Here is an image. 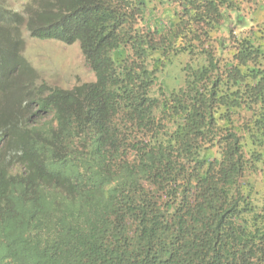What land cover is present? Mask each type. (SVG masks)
I'll use <instances>...</instances> for the list:
<instances>
[{
    "label": "trees",
    "instance_id": "obj_1",
    "mask_svg": "<svg viewBox=\"0 0 264 264\" xmlns=\"http://www.w3.org/2000/svg\"><path fill=\"white\" fill-rule=\"evenodd\" d=\"M263 9L0 0V264H264ZM23 27L95 80L40 82Z\"/></svg>",
    "mask_w": 264,
    "mask_h": 264
},
{
    "label": "rangeland",
    "instance_id": "obj_2",
    "mask_svg": "<svg viewBox=\"0 0 264 264\" xmlns=\"http://www.w3.org/2000/svg\"><path fill=\"white\" fill-rule=\"evenodd\" d=\"M26 1L8 0L9 5L17 10H21ZM262 15L264 17V9ZM23 36V55L38 73L40 82L45 81L51 87L72 88L95 80V74L88 65L78 41L68 44L54 38L31 36L26 27H23ZM260 188L264 195L262 182ZM260 203L264 204V196Z\"/></svg>",
    "mask_w": 264,
    "mask_h": 264
}]
</instances>
